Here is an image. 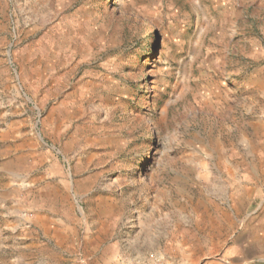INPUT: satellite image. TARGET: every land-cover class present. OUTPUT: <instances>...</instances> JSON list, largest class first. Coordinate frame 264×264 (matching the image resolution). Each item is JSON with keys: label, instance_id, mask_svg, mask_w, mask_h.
Here are the masks:
<instances>
[{"label": "rangeland", "instance_id": "obj_1", "mask_svg": "<svg viewBox=\"0 0 264 264\" xmlns=\"http://www.w3.org/2000/svg\"><path fill=\"white\" fill-rule=\"evenodd\" d=\"M0 264H264V0H0Z\"/></svg>", "mask_w": 264, "mask_h": 264}, {"label": "water", "instance_id": "obj_2", "mask_svg": "<svg viewBox=\"0 0 264 264\" xmlns=\"http://www.w3.org/2000/svg\"><path fill=\"white\" fill-rule=\"evenodd\" d=\"M252 213H249L247 216H250Z\"/></svg>", "mask_w": 264, "mask_h": 264}]
</instances>
